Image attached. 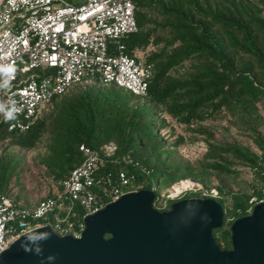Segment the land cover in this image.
<instances>
[{"label": "trees", "instance_id": "16d2710c", "mask_svg": "<svg viewBox=\"0 0 264 264\" xmlns=\"http://www.w3.org/2000/svg\"><path fill=\"white\" fill-rule=\"evenodd\" d=\"M133 2L137 31L124 38L127 51L139 52L148 45H161L145 56V61L154 66L146 93L134 95L98 78L76 83L53 98L50 111L43 112L28 130L8 131L0 121L3 151L31 150L45 136L48 155L44 163L57 181L80 163L79 143L98 150L105 143H113V156H128L138 166L114 163L107 158L100 171L123 168L145 178L147 189L154 186L153 178L164 177L161 193L163 188L182 180H178L176 166L169 156L176 152L170 146L183 142L179 136L172 145L166 144L160 134L166 125L159 118L161 111L187 126L195 124L201 128L198 133H207L200 125L202 121L213 120L223 111L240 118L251 114L254 102L264 96V0ZM182 65L186 69L176 71ZM84 83L86 86L80 87ZM73 87L78 88L70 91ZM254 139L260 148L258 153L237 143L210 142L206 154L204 167L219 174L233 173L231 165L235 161L249 166L261 179L252 195L215 188L218 196L214 199L223 208L228 196L232 201L230 212L235 217L249 212L251 197L262 198L264 140L259 134ZM12 161L0 158V191L5 193L7 179L13 172L9 168ZM139 167L148 173H141ZM181 177L194 178V175L187 172ZM159 198L154 200V206ZM170 205L171 202L167 209ZM232 221L224 213L222 226L212 230L219 248L231 247Z\"/></svg>", "mask_w": 264, "mask_h": 264}, {"label": "built area", "instance_id": "2783aa9c", "mask_svg": "<svg viewBox=\"0 0 264 264\" xmlns=\"http://www.w3.org/2000/svg\"><path fill=\"white\" fill-rule=\"evenodd\" d=\"M134 10L133 0H0V121L6 129L28 130L53 98L88 79L144 95L153 63L128 52L124 42L137 31ZM9 109L18 111L5 120L3 113ZM77 147L80 163L35 203H20L0 191V254L19 235L39 226L78 238L87 214L145 187V178L123 168L100 171L107 158L138 166L128 156H113V143L101 150L84 143ZM184 180L185 187L167 196L195 188V181ZM150 189L155 192L154 186ZM261 193L259 200L250 198L249 212L264 200V187ZM207 195L214 198L218 191L210 188Z\"/></svg>", "mask_w": 264, "mask_h": 264}, {"label": "water", "instance_id": "95a60500", "mask_svg": "<svg viewBox=\"0 0 264 264\" xmlns=\"http://www.w3.org/2000/svg\"><path fill=\"white\" fill-rule=\"evenodd\" d=\"M153 190L122 194L84 217L80 237L35 227L14 239L0 264H264V200L230 225V249L215 243L223 224L212 197L182 198L170 208L153 207Z\"/></svg>", "mask_w": 264, "mask_h": 264}, {"label": "rangeland", "instance_id": "374dc122", "mask_svg": "<svg viewBox=\"0 0 264 264\" xmlns=\"http://www.w3.org/2000/svg\"><path fill=\"white\" fill-rule=\"evenodd\" d=\"M160 46L148 45L145 50L139 51L138 53L145 59V56L150 51L158 49ZM185 69L186 66L182 65L178 66L176 71L182 72ZM86 84L84 83L80 87H85ZM76 88L78 87H73L70 91ZM51 106L52 103L48 104L44 109V113H48ZM160 117L166 123L165 127L160 130V134L165 139L166 144L172 145L179 136L183 138V142L178 146H170V149L176 151L169 156V161L176 166L175 172L179 176L178 180L187 178L190 181H195V188L177 195H171L172 197L168 198L167 194L171 193L172 185L163 188L161 193H159V188L166 182L165 178L163 177L158 180L153 178V185L157 188L156 197L160 196L155 206L153 205L157 210H168L167 204L169 202L173 203L182 198H208L210 196L207 193L210 188L218 189L224 187L235 194L243 196L246 193L252 195L253 189L260 186V177L254 174L247 165L232 160L233 164L231 168L234 172L223 175L204 167V163L207 159L206 154L210 142L237 143L250 151L257 153L260 151L254 136L259 134L264 140V96L254 102V108L251 114H245L240 118L232 117L229 113L223 111L213 120L208 119L202 121L200 125H202V129L207 131V133H198L201 130L200 127L198 128L195 124H191L190 126L182 124L172 119L165 112L161 111L159 114ZM208 134L211 138L208 137ZM4 144L0 143V158L3 161L13 159L9 167L13 172L7 179L6 193L23 204H33L40 198L46 196L54 188L56 180L52 177V173L44 163L46 155H48L45 136L38 141L34 148L26 151L11 148L3 151ZM228 157L231 159L230 156ZM187 172L193 174L194 178L181 177V175ZM197 187H201L202 190L199 191ZM223 204V212L226 214L227 219L234 220L236 217L230 212L232 209V201L228 196Z\"/></svg>", "mask_w": 264, "mask_h": 264}, {"label": "bare ground", "instance_id": "6f19581e", "mask_svg": "<svg viewBox=\"0 0 264 264\" xmlns=\"http://www.w3.org/2000/svg\"><path fill=\"white\" fill-rule=\"evenodd\" d=\"M186 185H187V181L182 179L181 181H178V182L174 183L171 186V189H172L173 192H178L181 187H185Z\"/></svg>", "mask_w": 264, "mask_h": 264}, {"label": "clouds", "instance_id": "9594fccd", "mask_svg": "<svg viewBox=\"0 0 264 264\" xmlns=\"http://www.w3.org/2000/svg\"><path fill=\"white\" fill-rule=\"evenodd\" d=\"M15 111H18V110L17 109H9V110L4 111L3 118L5 120L14 118Z\"/></svg>", "mask_w": 264, "mask_h": 264}]
</instances>
